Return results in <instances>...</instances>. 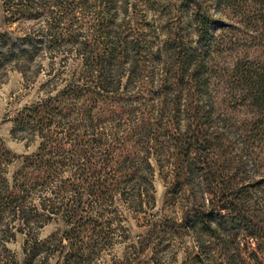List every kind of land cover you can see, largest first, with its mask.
Instances as JSON below:
<instances>
[{
  "label": "rangeland",
  "instance_id": "rangeland-1",
  "mask_svg": "<svg viewBox=\"0 0 264 264\" xmlns=\"http://www.w3.org/2000/svg\"><path fill=\"white\" fill-rule=\"evenodd\" d=\"M190 1L189 4L185 0H0V44H5L7 53L0 60V149L6 148L9 154L1 168L0 185H5L3 178L12 184L25 157L37 153L46 136L51 137L53 152L58 151V146L69 148L68 135L82 136V130L76 129H83L84 118L78 110L84 98L76 93L85 87L99 91L95 86L98 80L92 72L96 68L94 49L111 41L115 44L119 37L129 33L140 34L139 38L150 40L154 48L160 46L163 50V40L167 38H176L187 46H199L194 16L199 5L215 20L206 53L199 52L201 55L197 58L209 69L208 92L217 110L210 130L220 138L218 146L204 151L205 165L215 174L216 182L227 181L234 174L241 186L258 180L264 151L252 141L246 144L245 127L236 129L224 123L226 114L235 113L234 107L238 110L233 117L236 122L250 118L252 110L239 102L221 103L220 97L237 66L264 64V31L258 30L251 6L243 0H236L232 5L219 0ZM27 38L33 40L32 51ZM146 53L137 60L130 50L126 63L114 67L119 70L121 87L117 84V89L99 96L101 101L124 100V97L134 109L129 115L119 113L121 117H115L114 121L102 118L107 124H102L101 131L111 138L108 142L117 135L122 142L134 130L128 118L148 119L163 110V98L157 95L153 82L160 87L164 65ZM134 66L137 73L132 76ZM47 99H53L58 108H72L70 114L66 110L57 112L58 117L48 131L25 126L21 113ZM200 99L204 101L196 95L194 101L201 103ZM164 107L167 108L164 117L171 118L175 106L166 102ZM181 108L169 130L187 139L192 133L187 131L188 110L186 106ZM219 158L233 167L230 175L220 169L219 164L224 160ZM173 159L172 153L166 150L161 166L151 157L152 170L142 171L147 181L135 180L132 186L136 191L129 192L127 188L126 196L118 194L102 204L84 198L82 214L92 208L93 217L97 216L98 234L93 241L86 240L77 259L69 254V245L61 243L76 233L70 232L71 226L66 221L68 208L75 204L74 194L62 190L66 181L70 184L68 179H73L74 169L61 170L49 186L39 187L27 202L20 204L28 214V223L11 206L0 213V264H226L223 255L226 249L218 247L217 239L211 242L208 236L183 224V212L200 207L207 184L199 177L201 189L186 185L177 190L174 182L184 168ZM138 190L144 191L141 207L136 203ZM253 197L259 199L254 203L250 200L249 209L264 213V196L254 193ZM200 242L209 246L206 253L198 248ZM240 243L241 256H247L258 246L245 230L240 231Z\"/></svg>",
  "mask_w": 264,
  "mask_h": 264
},
{
  "label": "trees",
  "instance_id": "trees-1",
  "mask_svg": "<svg viewBox=\"0 0 264 264\" xmlns=\"http://www.w3.org/2000/svg\"><path fill=\"white\" fill-rule=\"evenodd\" d=\"M185 1L191 3L190 0ZM219 1L232 5L236 0ZM243 2L251 6V14L258 30L264 31V0H243ZM194 16L199 46H187L183 42H177L176 38H167L163 40L165 46L163 50L160 46L154 48L150 40L139 38L140 34L129 33L125 37H119L115 44L111 41L94 49L96 68L92 72L98 80L95 86L99 91L93 90L92 87H85L77 90L76 93L80 98H84V104L78 110L83 115L84 125L83 129L78 127L76 129V125L73 128L82 130V136L72 138V135H68L69 148L65 150L58 146V151L55 152L49 143L51 137L46 136L38 152L25 157L24 164L14 175L11 185L3 178L5 185H0V213L10 209L11 206L13 210L21 212L23 222L28 223L30 221L28 214L20 204L27 202L29 195L39 187L49 186L51 180L61 170L74 169V172L71 171L74 174L73 179H68L71 181H69L70 184L66 181L62 190L74 194L75 204H71L68 208L66 221L71 226L70 232L76 233L69 237V240H62L61 243L64 246L69 245V254L77 259L84 249L86 240L89 239L87 243L93 241L98 234L97 216L93 217V212L90 211L92 208H88L86 214H82V209L85 207L84 198L87 197L102 204L118 194L125 195L124 190L127 188L129 192L133 189L136 191L132 186L133 182L135 180L144 182V179L147 181L142 171L147 169L150 171L153 168L150 158L154 156L161 166L166 150L172 153L175 163L183 164L181 167L184 170L178 172L174 182L177 190L186 185L201 189L200 182H197L199 177L207 184L203 190L202 203H199L200 207L183 212L181 219L183 224L199 234L208 236L211 242L217 239L218 247L226 249L223 254L226 264L235 262L264 264V213L249 209L250 200L254 203L259 199L253 197L254 193L257 195L261 193L264 196V161L262 166L259 165L258 180L241 186L237 176L229 174L233 167L228 165L225 159L219 158L224 160L219 164L220 169L223 173L230 175V178L222 182H216L215 174L207 168L206 161L203 159L206 148L218 146L220 140L219 135L210 130L217 110L216 103L212 101L208 92L206 73L209 69H206V65L197 58V55L206 53L207 42L213 32L215 20L204 12L200 5ZM246 17L249 18V16ZM27 41L32 51L33 40L27 38ZM4 45L0 44V60L7 57ZM262 47L264 48V44ZM147 49L148 53L145 52ZM13 50L10 48V51ZM130 50L135 53L137 60L144 58L143 53H146L152 60L157 59L164 65L161 72L164 78L161 80L160 87L153 82L157 95L163 98L164 111L151 115L149 120L144 116L137 117L136 121L128 118V122L135 127L134 130L129 131L122 142L118 135L114 136L112 142H108L111 138L101 131L104 128L102 124H107L102 118L106 121L109 119L114 121L115 117L119 119L120 114L129 115L134 109L124 97V100L108 98L101 101L99 96L104 92L108 93L111 89H117V84L121 85L118 78L119 70L114 67L126 63ZM168 54L165 60L164 57ZM136 69V66L132 67V76L137 73ZM225 85L220 97L221 103L239 102L252 110V115L250 118H244L242 122L233 121V117L238 112L234 107L235 113L232 111L233 113L226 114L224 123L236 129L245 127L246 144L252 141L256 148L264 151V64L248 63L237 66L229 75ZM186 92H188L187 95ZM196 95L203 97L204 101L200 99L202 102L196 103L194 101ZM52 100L47 99L26 108L21 113L22 123L38 127L41 132L48 131V127L58 117L57 112L66 110L65 113L70 114L72 108L64 106L58 108ZM166 102L175 106L173 110L175 114L171 118L164 117L167 110L164 107ZM182 106L187 107L189 117L187 131L192 132L191 136H186L187 139L179 138L177 134L169 130L172 129L170 125L176 115L181 112ZM96 113L98 117L95 116ZM56 155L62 157L57 158ZM8 158V150L0 149V172ZM0 179L2 183L1 175ZM136 193V203L141 207L144 203V191L138 190ZM241 230H245L247 235L254 238L258 244L257 248H253L254 250H251L247 256H241L243 252L239 250ZM85 233L90 235L85 236ZM198 245V248L206 253L205 249L209 246L203 242Z\"/></svg>",
  "mask_w": 264,
  "mask_h": 264
}]
</instances>
